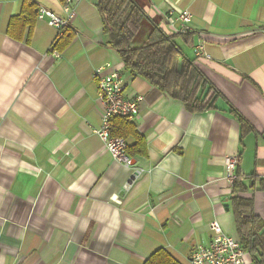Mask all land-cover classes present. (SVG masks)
Returning <instances> with one entry per match:
<instances>
[{
  "label": "crops",
  "instance_id": "1",
  "mask_svg": "<svg viewBox=\"0 0 264 264\" xmlns=\"http://www.w3.org/2000/svg\"><path fill=\"white\" fill-rule=\"evenodd\" d=\"M33 1L76 16L58 57V32L45 20L30 43L10 37L23 0H0V264H144L160 248L189 264L215 234L236 235L227 156H240L247 186L251 175L264 179V0H139L161 24L172 10L192 12L180 44L193 58L204 44L210 59L200 68L222 94L195 113L125 70L98 0ZM105 63L126 77L128 96H144L134 122L148 155L133 157L131 170L94 132L103 105L92 72ZM241 117L253 129L243 137ZM247 195L264 217L260 181Z\"/></svg>",
  "mask_w": 264,
  "mask_h": 264
},
{
  "label": "trees",
  "instance_id": "2",
  "mask_svg": "<svg viewBox=\"0 0 264 264\" xmlns=\"http://www.w3.org/2000/svg\"><path fill=\"white\" fill-rule=\"evenodd\" d=\"M38 7L33 0H23L20 13L13 16L8 24L7 34L30 43L38 20ZM97 7L108 43L122 58L127 72L146 78L169 97L181 100L190 112L215 108L216 99L222 97L221 92L203 73L198 59L188 56L180 44V39L186 40L189 34L167 32L137 0H98ZM145 20L150 22L152 28L146 40L136 44V37ZM72 39L73 35L59 36L53 48L63 51ZM240 121L243 137L253 129L244 118L241 117ZM112 133L134 139L128 148L133 157L148 155L147 140L134 121L123 117L113 118ZM247 178L245 174L237 172L230 199L236 236L251 255L253 263L264 264V217L255 213L254 198L247 195L250 188L255 187V182L260 181L261 189H264V179L251 175L253 184L247 186ZM144 264L181 263L167 250L160 248Z\"/></svg>",
  "mask_w": 264,
  "mask_h": 264
},
{
  "label": "built area",
  "instance_id": "3",
  "mask_svg": "<svg viewBox=\"0 0 264 264\" xmlns=\"http://www.w3.org/2000/svg\"><path fill=\"white\" fill-rule=\"evenodd\" d=\"M76 16V9L68 6L66 14L43 7H38V20H45L58 32V37L69 33V27ZM190 10L171 11L162 26L167 32L188 34L191 30L192 20ZM56 56L61 54L52 47ZM194 56L199 60L210 59L205 51L203 43L194 46ZM92 78L96 82L97 93L103 105L102 125L94 129V132L104 142L107 151L115 162L122 164L127 170H131L133 156L128 152L129 141L127 138L112 133V119L115 117L127 118L135 121L140 113V103L144 96H128L126 94L129 85L128 80L118 69H112L111 63L97 66L92 72ZM240 156L230 155L226 158L227 180L233 187L236 180V169ZM137 173L132 172L124 185L129 190L135 182ZM218 226L216 221L211 227ZM189 264H254L251 255L245 250L238 237L227 232H219L207 244L195 247L189 258Z\"/></svg>",
  "mask_w": 264,
  "mask_h": 264
},
{
  "label": "rangeland",
  "instance_id": "4",
  "mask_svg": "<svg viewBox=\"0 0 264 264\" xmlns=\"http://www.w3.org/2000/svg\"><path fill=\"white\" fill-rule=\"evenodd\" d=\"M137 1H139V0H137ZM141 3L143 4L144 2H141ZM155 21L157 22V19H155ZM147 36H148L147 29L142 24L141 30L139 31V33H138V35L136 37L135 43L136 44L143 43L146 40Z\"/></svg>",
  "mask_w": 264,
  "mask_h": 264
}]
</instances>
